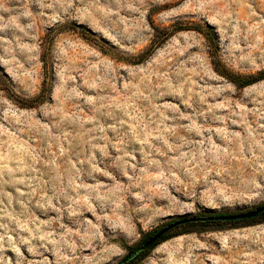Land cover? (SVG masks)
<instances>
[{
	"label": "rangeland",
	"instance_id": "1",
	"mask_svg": "<svg viewBox=\"0 0 264 264\" xmlns=\"http://www.w3.org/2000/svg\"><path fill=\"white\" fill-rule=\"evenodd\" d=\"M212 51L263 71L264 0H0V264H119L264 206V80ZM132 264H264V216Z\"/></svg>",
	"mask_w": 264,
	"mask_h": 264
},
{
	"label": "trees",
	"instance_id": "2",
	"mask_svg": "<svg viewBox=\"0 0 264 264\" xmlns=\"http://www.w3.org/2000/svg\"><path fill=\"white\" fill-rule=\"evenodd\" d=\"M176 29L177 30H183L184 28H176ZM170 34L171 33H167L166 35L169 36ZM150 53H151V50H149L146 53L142 54L140 56V58H139V61L144 60V58L147 57L148 55H150ZM210 57H211V62H212V66H213L214 70L221 77L225 78L226 80H228L230 83H232L234 86H236L238 88H245V87L251 86V85H253L255 83H258L259 81L264 80V70L261 71L256 76L243 77V76H239V75H234V74H232L231 72H229L226 69V67L222 64V62L217 57V54L214 51H212L210 53ZM43 64H44V67H43V69H44V78H43V82H42L41 93H40V95H38V100H43L44 91H47L46 89L49 88L48 87V84H49V78H48V76H49L48 75L49 74V68H48L47 62L45 60H43ZM262 216H264V213H261L258 217H262ZM210 217H217V216H206V217H203V218H210ZM257 218H255V219H257ZM255 219L246 220V221H243V222L253 221ZM202 222H204V223H212V222H219V221H202ZM194 223H196V222H194ZM187 224H191V223H187ZM187 224H184V225H187ZM181 226H183V225H180V226L176 227L175 229H177V228H179ZM169 233H167L159 241L155 242L153 245H151L149 248H147L145 250H142V246L144 245L143 244L138 250L133 251L130 256H127L119 264H132L135 259L142 257L146 252H148L149 250H151L154 247H156L161 241H164Z\"/></svg>",
	"mask_w": 264,
	"mask_h": 264
},
{
	"label": "water",
	"instance_id": "3",
	"mask_svg": "<svg viewBox=\"0 0 264 264\" xmlns=\"http://www.w3.org/2000/svg\"><path fill=\"white\" fill-rule=\"evenodd\" d=\"M261 213H264V206L258 208L257 210L251 211V212L230 215V216H217V217H210V218H191V219L179 220V221L173 222L169 224L168 226L162 228L155 235L150 237L142 246V250L149 248L151 245L159 241L167 233L171 232L172 230H174L176 227L180 225H184L187 223H194L198 221H219V222L246 221V220H252V219L257 218Z\"/></svg>",
	"mask_w": 264,
	"mask_h": 264
}]
</instances>
